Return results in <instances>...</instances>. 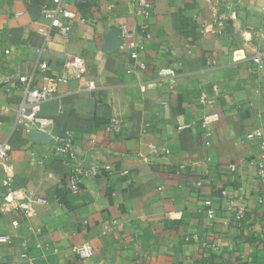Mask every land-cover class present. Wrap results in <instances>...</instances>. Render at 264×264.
Masks as SVG:
<instances>
[{"label": "crops", "instance_id": "obj_1", "mask_svg": "<svg viewBox=\"0 0 264 264\" xmlns=\"http://www.w3.org/2000/svg\"><path fill=\"white\" fill-rule=\"evenodd\" d=\"M150 2L145 32L137 30L132 0H88L77 12L85 22H75L67 38L52 32L47 43L52 72L74 55L85 59L88 72L58 86L37 115L53 120L51 133L73 134L81 163L112 167L69 193L52 141L31 140L16 122L22 92L15 77L33 72L43 42L41 12L52 1L0 0V141L9 153L6 174L0 171L4 261L28 264L19 255L27 246L34 264H264V184L250 163L259 150L244 140L256 129L264 136L262 0H218L229 17L222 27L212 24L206 1ZM64 3L75 10L73 0ZM122 26L134 38L122 36ZM110 32L119 43L106 51ZM132 45L139 46L135 53ZM256 54L262 68L252 62ZM164 69L174 75L162 78ZM33 76L43 81L41 71ZM212 85L217 96L199 104ZM113 115L122 124L110 138L102 126ZM228 163L238 170L223 177L220 168ZM6 175L13 194L1 185ZM237 185L246 210L240 224L225 209ZM79 244L92 256H75Z\"/></svg>", "mask_w": 264, "mask_h": 264}, {"label": "built area", "instance_id": "obj_2", "mask_svg": "<svg viewBox=\"0 0 264 264\" xmlns=\"http://www.w3.org/2000/svg\"><path fill=\"white\" fill-rule=\"evenodd\" d=\"M52 6L44 7L41 12L42 22L37 28L38 34L43 38L42 44L36 48L34 56V69L30 74H18L15 77V84L22 92V100L16 110V122L20 123L24 132L29 135L32 128H35L38 132L47 134L53 144L54 155L61 158L64 167L67 169L65 173V187L69 193H77L84 180L90 178H96L98 176L108 174L112 171L110 164L104 162L101 164H88L81 163L76 154L74 147V136L71 132L65 130L61 133H51V127L53 120L49 117H43L37 115L36 109L41 104L54 98L58 86L64 84L70 80L80 79L84 77L88 72V64L85 59L80 55H74L63 62L59 66L58 71L52 72L50 70V64L48 59L45 57L47 52V43L52 38V32L58 33L60 36L67 38L75 22L83 23L85 19L78 15V6L85 4L88 0H73L72 8L66 6L64 0H51ZM200 1V0H196ZM208 2L209 10L211 15L212 24L218 25L219 27L224 26L229 19L228 15L220 9L218 0H203ZM134 6V13L136 17L141 20L138 23L137 30L139 32H145L147 19L153 15L152 4L150 0H132ZM261 11L264 14V0H262ZM120 34L127 38H134L135 32L128 31L124 26L120 28ZM141 38H148V34L139 35ZM135 50L139 48L137 45H132ZM252 62L258 67L262 68L263 63L260 60L258 54L253 57ZM144 65H140L139 68L144 69ZM39 70L43 73V81L40 84L34 82V71ZM162 78L170 77L174 75V72L170 69H164L159 72ZM88 88L93 89V81H89ZM216 85L211 86V94L207 91H202L198 96V103L201 105L210 103L212 96H217ZM218 115L212 114L211 116L205 117L203 124L208 123L211 119H216ZM122 120L119 116L113 115L108 118L102 126L104 134L110 138L115 137L120 133ZM147 125H145L146 127ZM208 135V134H206ZM246 142H253L257 149L258 154L255 159L250 162L256 167V180L257 182L264 184V136L260 129H256L253 132L244 135ZM95 145V140H90ZM150 148L154 149V145H150ZM9 153L8 146L5 142L0 141V171L6 174V164L8 162ZM182 166H180L181 168ZM238 167L235 163H228L220 168V173L223 177L233 176L236 174ZM121 175L127 174L126 171L120 173ZM1 185L8 190L10 194H13L12 179L9 175H6ZM200 185V183H198ZM238 195L236 197H229L225 202V209L230 212L231 217L237 223H241L245 214V205L243 197V187H236ZM206 207V213L209 218L214 215L213 207L209 199L204 200ZM21 209L27 212L26 204L19 205ZM17 222L14 221L13 225ZM7 236H0V241L7 240ZM28 247L23 246L20 251V257L24 258L28 264H34V259L29 256ZM72 252L75 256L80 259H86L92 256L93 250L84 244L74 245ZM0 264H10L4 261L0 257Z\"/></svg>", "mask_w": 264, "mask_h": 264}, {"label": "water", "instance_id": "obj_3", "mask_svg": "<svg viewBox=\"0 0 264 264\" xmlns=\"http://www.w3.org/2000/svg\"><path fill=\"white\" fill-rule=\"evenodd\" d=\"M119 43V39L115 32H110L106 37V42L104 45V49L106 51H112L115 49L116 45ZM29 138L33 141H43L49 142L50 138L47 134L42 132H38L35 128H32L29 132Z\"/></svg>", "mask_w": 264, "mask_h": 264}, {"label": "trees", "instance_id": "obj_4", "mask_svg": "<svg viewBox=\"0 0 264 264\" xmlns=\"http://www.w3.org/2000/svg\"><path fill=\"white\" fill-rule=\"evenodd\" d=\"M88 3V1L85 4H81L78 6V10L81 9L83 6H85Z\"/></svg>", "mask_w": 264, "mask_h": 264}]
</instances>
